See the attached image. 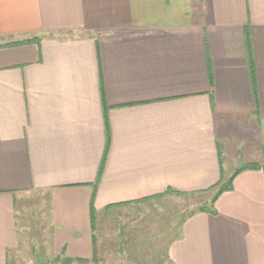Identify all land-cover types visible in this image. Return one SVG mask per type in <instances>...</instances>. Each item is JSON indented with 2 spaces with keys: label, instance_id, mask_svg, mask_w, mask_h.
<instances>
[{
  "label": "crops",
  "instance_id": "crops-1",
  "mask_svg": "<svg viewBox=\"0 0 264 264\" xmlns=\"http://www.w3.org/2000/svg\"><path fill=\"white\" fill-rule=\"evenodd\" d=\"M101 83L111 146L96 215L168 189L209 194L258 164L167 252L172 264H264V0H0V264L19 252L18 200L33 193L52 203L51 251L94 258Z\"/></svg>",
  "mask_w": 264,
  "mask_h": 264
},
{
  "label": "rangeland",
  "instance_id": "rangeland-1",
  "mask_svg": "<svg viewBox=\"0 0 264 264\" xmlns=\"http://www.w3.org/2000/svg\"><path fill=\"white\" fill-rule=\"evenodd\" d=\"M209 194L171 193L96 215L94 258L71 264H172L167 252L168 238L179 234L181 224L191 213L210 204L213 193ZM43 197L33 193L19 198L22 243L9 264H64L61 254L51 251L52 203Z\"/></svg>",
  "mask_w": 264,
  "mask_h": 264
},
{
  "label": "trees",
  "instance_id": "trees-1",
  "mask_svg": "<svg viewBox=\"0 0 264 264\" xmlns=\"http://www.w3.org/2000/svg\"><path fill=\"white\" fill-rule=\"evenodd\" d=\"M40 38H33L31 40H24V41H19L14 43L15 45H20V44H25V43H30V42H39ZM247 42H248V46L250 47V43H249V37L247 36ZM205 49H206V54H207V59H208V67H209V73L211 74V68H210V48H209V41L207 36H205ZM250 64H251V75H252V83L255 87L256 84V75H255V70L253 67V63L250 60ZM101 94H102V103H103V110H104V118H105V124H106V146H105V150H104V154H103V158H102V162L100 165V169H99V174H98V179L96 181V184L94 185V193H93V197L91 200V216H92V226L95 228L96 226V209L94 208V198L96 195V191H97V185L99 184L106 162H107V157H108V153L110 150V146H111V128H110V124L108 121V111L110 109V107L108 106L106 99H105V90H104V86L103 83H101ZM260 165L258 164H250V165H246L244 167H242L239 170H236L235 173L229 178V179H224L223 174L221 175V179L219 181L218 184H216L212 189H210V192L213 193V198L211 199V202L209 205H204L202 207H200L199 209H197L196 211H194L193 213H191L189 217H192L193 215L200 213V212H205V213H212V214H216V209H215V202L216 200L225 192L231 191L234 187V179L235 177L242 171L244 170H255V169H259ZM222 173V172H221ZM178 194V195H187L184 193H180L179 191H175L173 189H168L165 193H163L162 195H158L156 197L153 198H160L163 196H166L168 194ZM151 200V198L144 200V202ZM187 218V219H188ZM185 222V220L183 221V223ZM96 253V251H95ZM61 256L63 258V263L64 264H71L73 262H82L85 263V260L82 259H69L65 257V251H62ZM96 256V255H95ZM59 262V261H56Z\"/></svg>",
  "mask_w": 264,
  "mask_h": 264
}]
</instances>
